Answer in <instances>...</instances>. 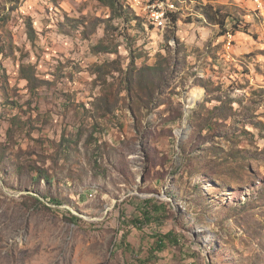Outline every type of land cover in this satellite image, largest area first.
Returning <instances> with one entry per match:
<instances>
[{
    "label": "rangeland",
    "instance_id": "1",
    "mask_svg": "<svg viewBox=\"0 0 264 264\" xmlns=\"http://www.w3.org/2000/svg\"><path fill=\"white\" fill-rule=\"evenodd\" d=\"M170 1L0 0V264H264V0Z\"/></svg>",
    "mask_w": 264,
    "mask_h": 264
},
{
    "label": "trees",
    "instance_id": "2",
    "mask_svg": "<svg viewBox=\"0 0 264 264\" xmlns=\"http://www.w3.org/2000/svg\"><path fill=\"white\" fill-rule=\"evenodd\" d=\"M119 4H120V0H111V2L109 3V6L116 9V6H118ZM205 16L207 17L210 23L220 26V28H222L223 30L227 29L229 24H231L233 33L237 32L239 25L242 24V21H240L235 15L231 14V12L228 9L225 10L221 8H215L214 6H206ZM174 20L176 19L174 18ZM45 178H47V176H45ZM145 217H147V219L151 221L150 214H145ZM75 220L78 221L79 218H75ZM168 236L171 237L172 234ZM169 237L167 236L160 237L158 239L159 242L157 244L163 245V243L165 242V239Z\"/></svg>",
    "mask_w": 264,
    "mask_h": 264
},
{
    "label": "bare ground",
    "instance_id": "3",
    "mask_svg": "<svg viewBox=\"0 0 264 264\" xmlns=\"http://www.w3.org/2000/svg\"><path fill=\"white\" fill-rule=\"evenodd\" d=\"M129 5L132 9L135 10V12L137 14H141L145 16V21H146V26H153L156 29H166L167 25L169 23V21H171V17H164L163 20L157 19L154 16L148 15L145 13V11H143L142 9L139 8V1L137 0H128ZM172 1L167 0V2H165V0H158L153 2V9L154 10H165L168 9L171 13L179 10L177 9L176 5L171 3ZM202 93L200 91V93L196 94L195 98H192L189 102V106L188 108L192 107L199 98H201ZM179 136L181 137L183 135L182 131H178Z\"/></svg>",
    "mask_w": 264,
    "mask_h": 264
},
{
    "label": "built area",
    "instance_id": "4",
    "mask_svg": "<svg viewBox=\"0 0 264 264\" xmlns=\"http://www.w3.org/2000/svg\"><path fill=\"white\" fill-rule=\"evenodd\" d=\"M139 1V8L145 11L146 14L156 17L157 19L163 20L164 17H171V13L168 9L165 10H154L153 2L158 0H137ZM171 26V25H170Z\"/></svg>",
    "mask_w": 264,
    "mask_h": 264
}]
</instances>
